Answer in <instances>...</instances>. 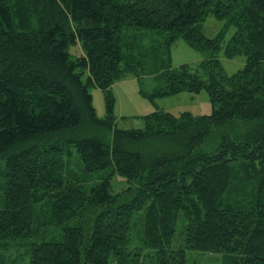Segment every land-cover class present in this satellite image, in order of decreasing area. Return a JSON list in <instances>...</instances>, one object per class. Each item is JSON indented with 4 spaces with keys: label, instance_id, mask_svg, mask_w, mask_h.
Returning <instances> with one entry per match:
<instances>
[{
    "label": "trees",
    "instance_id": "16d2710c",
    "mask_svg": "<svg viewBox=\"0 0 264 264\" xmlns=\"http://www.w3.org/2000/svg\"><path fill=\"white\" fill-rule=\"evenodd\" d=\"M208 14L235 29L234 75L214 58L222 33L200 31ZM129 29L163 52L135 54ZM179 39L208 58L165 69L154 97L204 91L211 114L155 112L118 130L111 86L163 66ZM90 87L105 94L103 120ZM0 169V262L26 244L28 264H144V251L152 264H189L187 252L264 264V0H0Z\"/></svg>",
    "mask_w": 264,
    "mask_h": 264
},
{
    "label": "rangeland",
    "instance_id": "374dc122",
    "mask_svg": "<svg viewBox=\"0 0 264 264\" xmlns=\"http://www.w3.org/2000/svg\"><path fill=\"white\" fill-rule=\"evenodd\" d=\"M200 31L208 38H214L222 33L220 48L215 53L214 58L219 62L226 76L234 75L243 69L245 65L244 56H238L233 59H227L224 56L225 47L235 32L232 26H227L226 21L217 20L212 14H208L200 24ZM124 36L131 45L138 48L135 54H140L150 49L158 55L163 52L160 43L156 41V35L149 31L129 29L124 31ZM168 49L169 55L167 56L169 60L166 63L165 59H163V66L162 63L156 62L155 59L148 60L145 62L143 69L138 67L142 73L140 78L128 75L111 86L110 92L113 97L112 113L118 130L141 129L142 118L155 112H164L175 118H179L182 114H189L194 118L211 114L212 106L204 91L198 94L180 93L171 96L154 97L155 93L164 86L160 78L165 69H178L181 66H189L195 70L208 58L207 55L192 49L181 39L174 41ZM67 53L73 61L83 55L82 48L78 42L69 45ZM77 72H83L81 79L86 82L87 71L78 68ZM88 91L92 99V107L96 118L103 120L107 114L105 94L95 87H90ZM107 173L91 174L90 184L93 185L99 182ZM112 185L117 191L127 186L122 179L118 178L112 180ZM1 186L2 171L0 169V207L2 201ZM179 227L182 226L180 224L178 226L174 239L176 243L181 240L179 239L181 230ZM133 233V246L142 247L138 238V231L134 230ZM51 238L57 239L58 233L55 232L51 237H45L44 241L49 242L52 240ZM26 253V244L25 246L14 245L9 252L3 253L4 256H2L0 264H12L10 261L14 259L16 260L13 262L14 264H28V255ZM142 255L144 264H152L151 255H149L148 251H144ZM187 260L189 264H220V255H199L187 252Z\"/></svg>",
    "mask_w": 264,
    "mask_h": 264
}]
</instances>
